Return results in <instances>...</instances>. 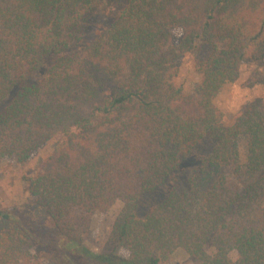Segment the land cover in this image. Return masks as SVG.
<instances>
[{"label": "trees", "instance_id": "1", "mask_svg": "<svg viewBox=\"0 0 264 264\" xmlns=\"http://www.w3.org/2000/svg\"><path fill=\"white\" fill-rule=\"evenodd\" d=\"M98 11L111 24L90 36ZM252 61L264 0H0V160L59 139L28 178L34 203L0 204V264H163L179 248L264 264V100L231 122L214 102ZM117 201L109 242L128 257L85 245Z\"/></svg>", "mask_w": 264, "mask_h": 264}, {"label": "rangeland", "instance_id": "2", "mask_svg": "<svg viewBox=\"0 0 264 264\" xmlns=\"http://www.w3.org/2000/svg\"><path fill=\"white\" fill-rule=\"evenodd\" d=\"M110 24L111 19L103 11L95 12L88 27V31L91 33L90 36H95L94 34L104 31ZM182 33L183 30L180 27L173 29V34L177 38ZM177 66L179 69L177 83L183 85L188 92H193L199 77L196 73L192 54L185 52L180 55L177 59ZM46 69L47 67L41 71V74H44ZM263 73L264 66L260 62L252 61L241 67L237 80L226 84L215 97V104L225 113L229 122L233 121L253 101L264 100ZM57 140L59 139L50 140L46 145L37 149L25 163H18L13 158L0 160V204L2 207L25 209L34 203L35 198L30 195L28 190V178L35 176L43 159L52 150V146ZM246 145L247 137L242 136L239 140V149L243 160L246 156ZM183 177L185 179L186 174L181 178L183 179ZM150 201L149 199L143 200L144 206L141 205L143 211L149 206ZM121 206V202L117 201L107 212L97 210L93 214L91 234L85 241L87 247L95 252L114 249L117 255L125 257L130 255L126 247L122 245L114 247V244L109 242L112 224ZM232 256L236 257V254L233 252ZM163 264H200V262L187 254L185 250L179 248L175 250L172 258Z\"/></svg>", "mask_w": 264, "mask_h": 264}]
</instances>
